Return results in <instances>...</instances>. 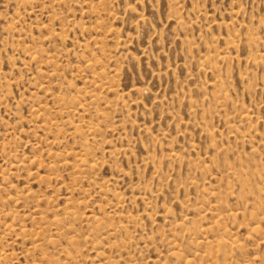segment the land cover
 I'll list each match as a JSON object with an SVG mask.
<instances>
[{"label":"rangeland","instance_id":"rangeland-1","mask_svg":"<svg viewBox=\"0 0 264 264\" xmlns=\"http://www.w3.org/2000/svg\"><path fill=\"white\" fill-rule=\"evenodd\" d=\"M0 264H264V0H0Z\"/></svg>","mask_w":264,"mask_h":264}]
</instances>
